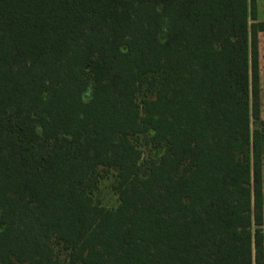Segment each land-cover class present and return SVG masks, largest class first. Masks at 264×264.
<instances>
[{"label":"trees","instance_id":"16d2710c","mask_svg":"<svg viewBox=\"0 0 264 264\" xmlns=\"http://www.w3.org/2000/svg\"><path fill=\"white\" fill-rule=\"evenodd\" d=\"M262 33L257 0H0V264H264Z\"/></svg>","mask_w":264,"mask_h":264},{"label":"rangeland","instance_id":"374dc122","mask_svg":"<svg viewBox=\"0 0 264 264\" xmlns=\"http://www.w3.org/2000/svg\"><path fill=\"white\" fill-rule=\"evenodd\" d=\"M259 21L264 22V0H257ZM260 78H261V112L262 120H264V33L260 35ZM134 142L140 143L139 138H134ZM162 149H153L150 152H145V157L150 155L153 158H158L162 155ZM264 156V155H263ZM118 170L116 168L109 170L105 176L101 177L98 183L97 189L93 193V197L96 203L101 204L104 207L116 208L119 204L118 195L113 191V185L115 183V176ZM263 186H264V159H263ZM264 230V226L262 227ZM59 247V246H58Z\"/></svg>","mask_w":264,"mask_h":264}]
</instances>
